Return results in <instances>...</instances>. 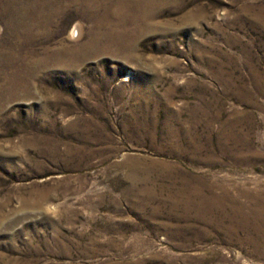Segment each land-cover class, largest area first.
I'll use <instances>...</instances> for the list:
<instances>
[{
    "label": "rangeland",
    "instance_id": "374dc122",
    "mask_svg": "<svg viewBox=\"0 0 264 264\" xmlns=\"http://www.w3.org/2000/svg\"><path fill=\"white\" fill-rule=\"evenodd\" d=\"M263 206L264 0H0V264H264Z\"/></svg>",
    "mask_w": 264,
    "mask_h": 264
},
{
    "label": "bare ground",
    "instance_id": "6f19581e",
    "mask_svg": "<svg viewBox=\"0 0 264 264\" xmlns=\"http://www.w3.org/2000/svg\"><path fill=\"white\" fill-rule=\"evenodd\" d=\"M72 37L73 38H75V30L73 31V33H72ZM201 190V189H200ZM203 192V191H202ZM194 193V192H193ZM216 201H219L220 199H215ZM192 201V200H191ZM205 204V203H204ZM207 204V203H206ZM208 205V204H207ZM195 208H196V206H195ZM222 208V207H221ZM263 212V213H262ZM252 215H254L256 218H263V220H264V206H263V208H262V210H261V213H259V214H255V213H253ZM258 220V219H257ZM264 227V226H263ZM235 232V231H234Z\"/></svg>",
    "mask_w": 264,
    "mask_h": 264
}]
</instances>
